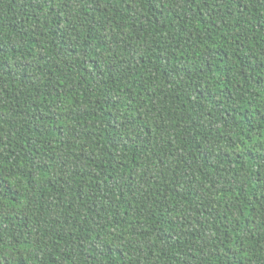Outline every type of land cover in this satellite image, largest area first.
Listing matches in <instances>:
<instances>
[{
  "label": "trees",
  "instance_id": "1",
  "mask_svg": "<svg viewBox=\"0 0 264 264\" xmlns=\"http://www.w3.org/2000/svg\"><path fill=\"white\" fill-rule=\"evenodd\" d=\"M0 264H264V0H0Z\"/></svg>",
  "mask_w": 264,
  "mask_h": 264
}]
</instances>
